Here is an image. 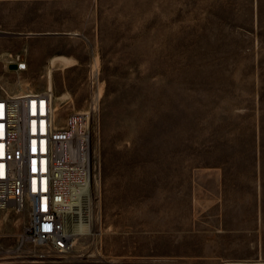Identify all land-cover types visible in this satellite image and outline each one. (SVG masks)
Here are the masks:
<instances>
[{"label":"rangeland","instance_id":"374dc122","mask_svg":"<svg viewBox=\"0 0 264 264\" xmlns=\"http://www.w3.org/2000/svg\"><path fill=\"white\" fill-rule=\"evenodd\" d=\"M0 33V94L99 97L101 165L67 257L7 208L0 264H264V0H0Z\"/></svg>","mask_w":264,"mask_h":264},{"label":"built area","instance_id":"2783aa9c","mask_svg":"<svg viewBox=\"0 0 264 264\" xmlns=\"http://www.w3.org/2000/svg\"><path fill=\"white\" fill-rule=\"evenodd\" d=\"M95 110L91 101L62 123L49 90L0 94V209L28 210L25 240L43 248L33 255L40 262L67 257L71 229L93 222L101 170Z\"/></svg>","mask_w":264,"mask_h":264},{"label":"bare ground","instance_id":"6f19581e","mask_svg":"<svg viewBox=\"0 0 264 264\" xmlns=\"http://www.w3.org/2000/svg\"><path fill=\"white\" fill-rule=\"evenodd\" d=\"M51 63H52V68H54L57 65H61V66H64V67H69L70 65H72L74 63V60H73V58H70V57L68 58L66 56H55L52 59ZM51 76H52V71L49 72V78H51ZM49 89H50L49 91L52 92L53 99H56V100H59V101H64V100L68 99V96H66V95L56 96L54 94V92H53V85L52 84H50ZM97 99H96V101H94L96 104H97ZM57 109L59 110L60 108L58 107ZM77 111H79V110H77ZM76 228H77V226L75 227V229ZM78 228H79V232L76 231L77 234L88 233L89 232V227L78 226Z\"/></svg>","mask_w":264,"mask_h":264},{"label":"water","instance_id":"95a60500","mask_svg":"<svg viewBox=\"0 0 264 264\" xmlns=\"http://www.w3.org/2000/svg\"><path fill=\"white\" fill-rule=\"evenodd\" d=\"M9 36H10V34L9 35H3L0 33V37H9Z\"/></svg>","mask_w":264,"mask_h":264},{"label":"crops","instance_id":"0c3cea01","mask_svg":"<svg viewBox=\"0 0 264 264\" xmlns=\"http://www.w3.org/2000/svg\"><path fill=\"white\" fill-rule=\"evenodd\" d=\"M65 68H68V67H65Z\"/></svg>","mask_w":264,"mask_h":264}]
</instances>
